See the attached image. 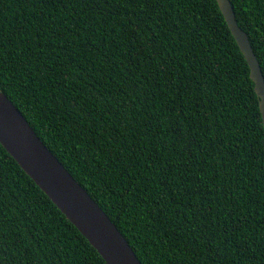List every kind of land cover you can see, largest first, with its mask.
<instances>
[{
  "label": "trees",
  "instance_id": "16d2710c",
  "mask_svg": "<svg viewBox=\"0 0 264 264\" xmlns=\"http://www.w3.org/2000/svg\"><path fill=\"white\" fill-rule=\"evenodd\" d=\"M264 76V0H230ZM0 91L141 264H264V127L216 0H0ZM0 264H106L0 143Z\"/></svg>",
  "mask_w": 264,
  "mask_h": 264
},
{
  "label": "water",
  "instance_id": "95a60500",
  "mask_svg": "<svg viewBox=\"0 0 264 264\" xmlns=\"http://www.w3.org/2000/svg\"><path fill=\"white\" fill-rule=\"evenodd\" d=\"M249 66L264 127V76L230 0H216ZM0 143L97 250L106 264H141L114 222L51 152L8 96L0 91Z\"/></svg>",
  "mask_w": 264,
  "mask_h": 264
}]
</instances>
